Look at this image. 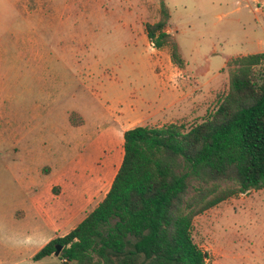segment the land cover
Listing matches in <instances>:
<instances>
[{"label": "rangeland", "instance_id": "rangeland-1", "mask_svg": "<svg viewBox=\"0 0 264 264\" xmlns=\"http://www.w3.org/2000/svg\"><path fill=\"white\" fill-rule=\"evenodd\" d=\"M162 1L191 66L211 61L219 74L215 88L229 82L224 56L264 39V0H0V259L16 250L10 264H61L32 255L51 233L42 205L59 207L70 173L105 171L92 208L104 197L123 158V107L158 105L170 47L151 45L145 28ZM228 87L178 122L201 121ZM194 235L208 264H264V186L199 215Z\"/></svg>", "mask_w": 264, "mask_h": 264}, {"label": "trees", "instance_id": "trees-1", "mask_svg": "<svg viewBox=\"0 0 264 264\" xmlns=\"http://www.w3.org/2000/svg\"><path fill=\"white\" fill-rule=\"evenodd\" d=\"M170 9L146 34L184 66L167 31ZM229 87L217 107L186 125H139L124 132L123 158L103 199L35 261L62 249L61 264H208L195 221L207 210L264 186V52L228 61Z\"/></svg>", "mask_w": 264, "mask_h": 264}, {"label": "crops", "instance_id": "crops-1", "mask_svg": "<svg viewBox=\"0 0 264 264\" xmlns=\"http://www.w3.org/2000/svg\"><path fill=\"white\" fill-rule=\"evenodd\" d=\"M167 31L172 34V30L169 25ZM257 42L259 49L251 52H264V39L259 37ZM150 43L152 45L151 41ZM177 43L184 60V66H179L174 63L171 58L170 50H166L164 53V63L157 78V85L160 87V93L156 100L158 105L149 106L145 110L143 108L139 109L138 107H134V105L123 107L119 120L120 128H122L121 134L123 141L124 132L127 129L139 125L158 123H160V126L168 121L178 122L189 116L194 107L202 108L205 103L215 97L216 93L220 91V89L225 87L227 84L229 86L228 82L223 87L219 88L218 84L215 88L212 82L219 76V74L214 73L210 75L211 61L208 63V66L203 69H194L189 60L183 54V50L179 42ZM251 52L239 55H225L223 71L229 72L227 67L229 60L237 56L251 54ZM228 75L230 78L229 73ZM204 77L208 78L203 80L202 78ZM101 171L103 170L101 169ZM96 173L98 172L96 171ZM69 175L71 176L70 181L65 184L63 191L60 193V200H58L59 207H57L54 202L53 204H50L49 207H46L47 204L46 206L42 205L47 212V214L43 216L44 222L46 227L51 230V233L40 245L41 248L54 237L58 235H65L75 228L87 216V214L95 208H92V201L96 199L100 192L103 191L101 190V187L104 183L105 171L100 173L99 176L87 175L81 178H74L71 173ZM111 183L108 187H106L107 191L109 190ZM40 207L41 206H39V208ZM58 210L60 212L57 217V214L54 213ZM39 250L36 249L37 252ZM36 251L32 256L37 253ZM15 255H18L16 250H13L12 252L10 250L7 251L4 255L5 258L0 259V263L10 264V261Z\"/></svg>", "mask_w": 264, "mask_h": 264}, {"label": "water", "instance_id": "water-1", "mask_svg": "<svg viewBox=\"0 0 264 264\" xmlns=\"http://www.w3.org/2000/svg\"><path fill=\"white\" fill-rule=\"evenodd\" d=\"M61 249H62V247L61 246H57V250H56V252H55V255H59L60 254V251H61Z\"/></svg>", "mask_w": 264, "mask_h": 264}, {"label": "built area", "instance_id": "built-area-1", "mask_svg": "<svg viewBox=\"0 0 264 264\" xmlns=\"http://www.w3.org/2000/svg\"><path fill=\"white\" fill-rule=\"evenodd\" d=\"M152 45H153V43H152Z\"/></svg>", "mask_w": 264, "mask_h": 264}]
</instances>
